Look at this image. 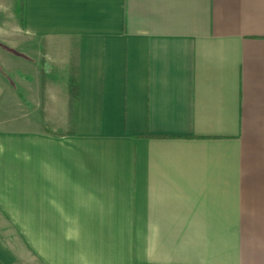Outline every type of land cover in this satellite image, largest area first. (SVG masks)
Listing matches in <instances>:
<instances>
[{
  "label": "crops",
  "instance_id": "obj_1",
  "mask_svg": "<svg viewBox=\"0 0 264 264\" xmlns=\"http://www.w3.org/2000/svg\"><path fill=\"white\" fill-rule=\"evenodd\" d=\"M11 2L0 264H264V0Z\"/></svg>",
  "mask_w": 264,
  "mask_h": 264
},
{
  "label": "rangeland",
  "instance_id": "obj_2",
  "mask_svg": "<svg viewBox=\"0 0 264 264\" xmlns=\"http://www.w3.org/2000/svg\"><path fill=\"white\" fill-rule=\"evenodd\" d=\"M12 3H13V2L10 3V8L7 7L9 10L6 9L4 6H3V7H2V6L0 7V17L6 16V15H7V16H11L10 14H11V12H13V11L15 12V14L17 13L16 10H15V9H16V8H15V7H16V4L13 6V8H11L12 5H13ZM15 17H16V16H15ZM11 19H12V18H10V21H11ZM15 20H16V19L14 18L13 21H15ZM5 21H6V20H5ZM1 22H2V21H1ZM4 23L6 24V22H4ZM4 43H6V45H7V42H4ZM16 50H17V49H16ZM8 75H9L10 77H12V75H10V74H8Z\"/></svg>",
  "mask_w": 264,
  "mask_h": 264
}]
</instances>
